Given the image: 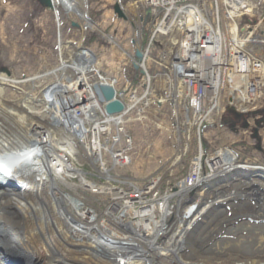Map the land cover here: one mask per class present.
<instances>
[{
    "label": "built area",
    "instance_id": "1",
    "mask_svg": "<svg viewBox=\"0 0 264 264\" xmlns=\"http://www.w3.org/2000/svg\"><path fill=\"white\" fill-rule=\"evenodd\" d=\"M142 3L149 15L148 32L140 47L142 55L138 60L126 58L118 76L110 80L124 103L118 113L108 114L94 93L91 84L107 82V77L84 50H68L65 54L60 48L52 67H39L18 75L0 73V102L25 113L28 127L38 126L42 136L54 142L53 149L40 143V149L46 152L37 150L47 166L46 182L39 176L33 180L38 188L43 187L42 193L52 189L53 193L48 192L52 200L67 209L65 217L57 223L60 227L51 224L54 244L58 248H75L72 251L75 255L89 261L109 256L114 260L123 257L129 263L149 262L158 254L164 255L161 248H167L169 252L165 253L169 257L177 255L174 248L164 245L170 235H163L170 232V243L174 237L178 241L182 213L187 209L181 201L183 196L223 165L210 154L212 150L207 151V144L214 146L217 140L215 130L222 125L225 100L243 115L254 113L258 121L256 131L264 132L261 123L264 0H142ZM206 47L214 48L219 63L211 66L222 72L217 81L219 95L199 82L205 58L202 49ZM135 65L139 70L137 76ZM238 88L242 97L236 103L237 99L230 95ZM207 106L215 108L203 110ZM213 117L218 118L217 127L213 126ZM134 126L166 136V154L158 158L152 170L143 171L142 165L135 172L131 170ZM30 134L34 137V130ZM14 138L22 139L16 135ZM66 157L74 158L75 162ZM84 165L88 168L84 169ZM125 167H131L130 175L119 171ZM77 188L96 198L101 216L116 224L120 235L114 229H103L96 219L95 208L67 191ZM130 196L148 197L158 219L154 235L146 237L144 246L138 245L143 255L122 249L130 246L126 242L131 237L125 231L132 228L142 233L140 228L148 223L137 219L136 210L129 204ZM64 230L75 234L74 238L65 235ZM80 232H85L89 240L83 245L84 251L77 248L82 247L78 244L83 238L78 236ZM106 235L118 240L115 245L120 248L97 254L92 239Z\"/></svg>",
    "mask_w": 264,
    "mask_h": 264
},
{
    "label": "rangeland",
    "instance_id": "2",
    "mask_svg": "<svg viewBox=\"0 0 264 264\" xmlns=\"http://www.w3.org/2000/svg\"><path fill=\"white\" fill-rule=\"evenodd\" d=\"M71 2L74 4V8L66 9L59 1L54 2V6L51 8L42 5L39 0H0V68H8L13 74H21L37 68L41 63L45 66H52L56 61L58 43L61 42L65 54L68 50L77 52L82 48H87L101 71L110 79L115 77L114 71L117 68H122L124 52L132 56L137 49H140L142 45L141 32L148 29L149 15L142 0H71ZM133 2L134 6L131 5ZM116 6L120 13L116 11ZM230 97H235L237 99L235 101H240L241 89L240 92L232 93ZM230 108L235 110L233 103L230 104L225 100L220 120L222 125L215 130L217 137L215 146L207 144V151L212 150L213 153L210 154L214 157L219 154L218 151L228 150L230 154H234L233 165H236V168L233 167L231 173L232 178L235 179L233 184H236L243 183V178L249 180L261 177L251 171L252 169L243 168V164L250 163L264 167V132L258 131V134H255V130H257L255 122L258 121L255 120L257 117L254 113L253 116L246 115L247 123L243 125V113L240 118H236L232 115ZM217 119L213 117V126L220 124ZM232 119H234L233 122H226V120ZM261 123L263 127L264 121ZM133 135L135 138L133 169L137 170V167L141 165L143 171L152 169L158 160L156 158L166 154L165 143H163L164 136L156 134L155 130L147 133L145 128L139 126H134ZM121 172L126 174L130 171L125 168ZM261 180L255 179L250 186V202L246 201L243 193H236L235 186L230 187V179L211 187L205 186V182H203L195 190V194L189 193V199L198 200L196 210L207 202V196L213 197L220 193L222 195L217 196L225 198V208L219 213H215L216 216L208 231L201 232L202 230H200L199 236L193 237L191 233L187 238H184L186 252L182 258L187 259L185 264H217L219 260L215 261L213 258L214 250L212 248L215 245L212 247V243L222 240L223 245L226 246V231L229 227L235 226L243 220L264 223V206L262 205L264 203V188ZM207 184L209 185V183ZM79 195L83 196L81 193ZM36 200L40 204L38 207L44 208L45 206L47 209L49 206L47 202L49 198L46 195L40 199L36 198ZM213 201V203H218L216 198ZM7 205L8 202L0 207L5 213L11 210V207L8 208ZM191 213L193 214V210ZM199 217L201 218V215ZM101 218L104 219L103 216H99L100 221H102ZM112 225L105 220L106 228H112ZM114 229L120 231L119 228ZM3 231V233L0 232V264H6L5 259L9 258L6 256L3 261L4 251L12 249L7 248L5 244L11 243L13 247L15 245L20 247L19 250L25 249L24 245L18 240L16 241L15 232ZM144 231L140 235H136L133 231L127 230L125 234L136 238L133 239V242L144 246L143 243L146 239ZM166 235L171 237L172 233L167 232L163 237ZM170 237L168 245L163 242L162 244L174 248V242L170 243ZM191 245L195 247L197 254L193 253ZM28 249H32L34 252L33 247ZM161 250L169 252L165 248H161ZM62 257L64 258V255ZM61 259L58 258V260ZM179 264L183 263L179 261Z\"/></svg>",
    "mask_w": 264,
    "mask_h": 264
},
{
    "label": "bare ground",
    "instance_id": "3",
    "mask_svg": "<svg viewBox=\"0 0 264 264\" xmlns=\"http://www.w3.org/2000/svg\"><path fill=\"white\" fill-rule=\"evenodd\" d=\"M57 1H59L66 9L74 8V4L71 0H52V3ZM131 5L134 6L135 3L133 2ZM213 50V47H206L202 49V54L205 55V58L202 59L203 70L199 76V82L201 86L212 87L214 92H217L218 76H221L222 72L219 68L211 66V64L219 63L218 58L214 56ZM77 68L80 71L82 70L80 67ZM233 86L239 87L235 84ZM239 90L240 89L238 88L237 91ZM216 94L219 95L220 92H217ZM208 101L212 104L218 103L217 100ZM235 102L239 103V101ZM214 108L215 107L213 106H207L204 107L203 110L212 111ZM218 108L221 109V107ZM27 120V115L25 113H21L16 107L9 105V103L0 102V166L4 168L6 172H11L16 175L22 186V190H18L17 192L0 187V207L6 202H8V208L11 207V210H8L9 212H7L8 214L0 208V223L4 224H0V232L2 231L3 233V230L9 232L7 229H16L15 231L19 230L21 237L18 236L17 240H21V244L24 245V248H31L32 245H39L44 250L43 259L51 262L59 257H62L64 254L67 255L75 249L64 246H60V248H58V246L54 244L55 239L53 238L51 222L48 221L49 216L54 221L53 224L60 227L57 223L65 217L67 209L58 201L52 200L49 194L53 193L52 189H47V193H42L43 187L38 188L37 184L33 182L36 176H39V179H42L45 182L47 180L46 175H44V171L47 166L45 162L43 163V158L39 156V153L37 152V150L45 152L46 150L43 148L40 149L39 144L41 143L42 145H46L48 148L53 149L54 142L49 138L42 136V130H40L38 126H34V128L28 127L29 124H27ZM79 121L81 122L82 119ZM33 130L34 137L30 134ZM15 135L20 136L22 139H15ZM45 142H48V144H45ZM216 158L218 162L223 161L224 164L228 163L229 169L232 167L236 168V165H233L235 161L234 154H230L228 150L220 152L217 154ZM66 159L72 163L75 162V159L72 157H66ZM243 168L252 169L251 171L259 174V176H261L260 178L263 179L250 178L249 180H246V178H243V183L238 182L236 184H233V180L235 179H230V187L233 188L235 186L236 193H243V197H246V201L250 202L249 199L251 194L249 189L254 180L259 179L263 181L262 186L264 188V167L244 163ZM241 183L242 186L240 185ZM101 189L104 190V188ZM45 193L49 198V201H47L49 205L47 206V209L45 206L44 208L38 207L40 204L36 200V198L39 199V196L41 197ZM34 194L38 195L35 196ZM137 198L138 199H135L134 196H130L129 204L136 210V216L139 221H142V223L143 221H148L147 225L140 228V232L145 230L144 235H146V237H152L155 233L158 221V219H155L154 208L151 206L148 197ZM5 199L6 201H4ZM262 205L264 206V203H262ZM204 209L205 208H202L201 211ZM64 234L70 235L71 233L70 231L64 230ZM115 234H117V232H115ZM85 235H87L85 232H80L78 235L83 236V238H80L78 242L79 245H82V247L79 248L82 251L85 249L83 245L89 241ZM226 235V246L223 245L222 240L212 243V247L215 245L212 248L214 250L213 258L215 261L219 260L217 264H264V223L243 220L238 222L237 225L229 227L226 231ZM74 236L75 234L70 235L72 238H74ZM116 242L118 241L111 239L108 235L95 236L92 239V246L97 254L102 252L112 253L113 250L120 248L115 245ZM127 242H130V246L122 247L123 250H132L133 252L139 254L144 253L143 250L138 247V244L133 242V240H128ZM168 244L169 241L167 242V245ZM5 245L7 248L12 247L11 243ZM184 245L185 243L182 244L181 247L183 248V251H185L186 248V245ZM178 246H180V244H178ZM191 249L194 250L193 253L196 252L193 245H191ZM89 254H92L90 248ZM31 255L32 253L27 250L25 251L26 257H31ZM114 257L117 256L114 255ZM179 258H181L179 261L185 264L187 259L185 260V258L177 255L175 261ZM119 260L111 259L108 256V258L98 259V262L101 264H130L123 257H119Z\"/></svg>",
    "mask_w": 264,
    "mask_h": 264
},
{
    "label": "water",
    "instance_id": "4",
    "mask_svg": "<svg viewBox=\"0 0 264 264\" xmlns=\"http://www.w3.org/2000/svg\"><path fill=\"white\" fill-rule=\"evenodd\" d=\"M39 1L41 2L42 5L46 7H53L52 0H39ZM115 9L118 13H120V10L118 9L117 6L115 7ZM136 56L140 57L141 52L137 50ZM2 69L8 71L6 68H2ZM93 89L98 95L100 101H106L105 110L107 111V113L117 112L122 109L123 103L119 99H113L115 95V89L113 86L109 84L95 83L93 85ZM237 115L239 114L237 113ZM228 167L229 166H226L225 168L215 171L205 181L204 185L211 187L212 185L219 184L225 180L231 179L232 178L231 170L233 169V167L231 169H229ZM207 183H209V185ZM0 187L9 190L18 191L21 190L22 186H21V182L14 174L6 172L4 168L0 166ZM222 205H223L222 203L214 204L212 207L213 212L216 211V209L221 207ZM7 230L13 233L15 232L16 235L14 237L16 238V241L18 239V236H21L19 230H17L18 232L15 231L16 229H7ZM18 242L21 243L20 241ZM32 247L34 248V252H32V249L30 251L28 248L25 247L28 252L32 253L31 257H26L25 249L19 250L20 247L12 246L11 247L12 249H9L8 251L6 250L4 251L3 261H4V257L8 256L9 258L5 259L6 264H50V263L51 264H84L67 258H62L61 260H54L50 262L43 259L44 250L39 245L38 246L32 245ZM19 256H22L23 258ZM40 256H42V258H40Z\"/></svg>",
    "mask_w": 264,
    "mask_h": 264
},
{
    "label": "trees",
    "instance_id": "5",
    "mask_svg": "<svg viewBox=\"0 0 264 264\" xmlns=\"http://www.w3.org/2000/svg\"><path fill=\"white\" fill-rule=\"evenodd\" d=\"M144 34V33H143Z\"/></svg>",
    "mask_w": 264,
    "mask_h": 264
}]
</instances>
